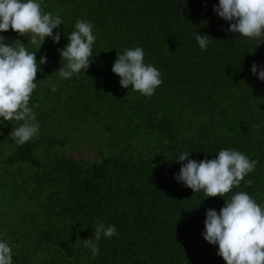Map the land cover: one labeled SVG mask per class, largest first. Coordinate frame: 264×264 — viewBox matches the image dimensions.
<instances>
[{
    "label": "trees",
    "instance_id": "trees-1",
    "mask_svg": "<svg viewBox=\"0 0 264 264\" xmlns=\"http://www.w3.org/2000/svg\"><path fill=\"white\" fill-rule=\"evenodd\" d=\"M217 4L44 0V11L64 23L54 30L60 42L46 38L36 52L37 60L47 56L31 100L39 138L18 146L9 137L17 122L0 126V240L12 247L13 264H225L203 238L204 221L239 191L264 205V82L251 73L253 63L264 66V43L229 32ZM78 19L94 25L93 62L62 79L58 49ZM197 31L210 36L206 51ZM0 35L36 51L27 37ZM135 47L162 73L151 98L122 88L111 71L117 53ZM79 146L101 161L67 154ZM221 149L259 161L245 177L253 186L242 181L224 198H204L174 178L180 153L199 161ZM98 223L119 235L102 238L93 257L83 240Z\"/></svg>",
    "mask_w": 264,
    "mask_h": 264
},
{
    "label": "clouds",
    "instance_id": "clouds-1",
    "mask_svg": "<svg viewBox=\"0 0 264 264\" xmlns=\"http://www.w3.org/2000/svg\"><path fill=\"white\" fill-rule=\"evenodd\" d=\"M43 5L44 0H0V33L11 30L20 38L27 37L28 43L36 48V51H29L21 39L8 42L6 36L0 35V126L17 122L9 137L18 146L39 138L41 125L34 111L39 105L32 104L31 100L37 89V73L42 71L41 65L47 63V56L41 55L37 60L36 52L46 38L55 44L60 42L61 33L54 34V30L64 23L60 15L45 12ZM213 11L229 22V32L249 42L258 41V46L264 43V0H218ZM93 28V23L87 20L75 22V30L67 36V44L58 49L62 66L56 72L60 78L87 73L97 40ZM209 37L196 32L195 39L202 51H206L212 42ZM111 71L120 77L122 88L131 87L146 98H151L163 83L162 73L151 63H145L142 47L117 53ZM251 73L264 82V66L253 63ZM49 87L52 92L58 91L50 80ZM190 154L187 151L179 154L175 161L181 163V167L174 178L194 194L202 193L204 198H224L242 181L248 187L254 184L245 177L255 170L259 161L238 150L221 149L214 159L199 161L190 159ZM118 235L115 225L105 227L98 223L93 237L83 240L84 246L90 248L95 257L99 254L102 238ZM202 235L210 245L218 246L217 255L225 264H264V205L245 191L236 192L225 199L219 212L215 209L206 211ZM0 264H13V249L6 240H0Z\"/></svg>",
    "mask_w": 264,
    "mask_h": 264
},
{
    "label": "rangeland",
    "instance_id": "rangeland-1",
    "mask_svg": "<svg viewBox=\"0 0 264 264\" xmlns=\"http://www.w3.org/2000/svg\"><path fill=\"white\" fill-rule=\"evenodd\" d=\"M74 152H71L70 150H67V154L68 155H73L75 157H83V158H89L90 160H96V161H101V155H100V152L94 150V149H91V150H88L85 149L84 147L82 146H79L77 147L76 150H73ZM3 207V206H2Z\"/></svg>",
    "mask_w": 264,
    "mask_h": 264
}]
</instances>
